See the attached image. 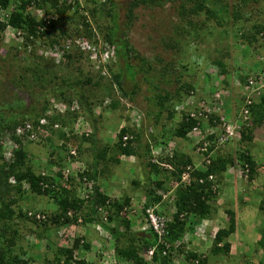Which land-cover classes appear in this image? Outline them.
<instances>
[{"label":"trees","instance_id":"trees-1","mask_svg":"<svg viewBox=\"0 0 264 264\" xmlns=\"http://www.w3.org/2000/svg\"><path fill=\"white\" fill-rule=\"evenodd\" d=\"M166 2L179 3L177 14L181 21L187 17H197L203 14L205 19L204 22H200V26L212 21L217 26L225 28L229 21L241 20L244 16L242 6H245L247 0L240 2L235 0V3H231L232 10H229L230 6L227 0H130L124 9L123 24L119 23L117 0H104L101 6L105 7L109 4L110 8L104 11L108 23L104 27L102 46H97L98 41L89 27V19L82 14H79L81 26H78L80 29H76L74 32V36H76L74 39H83L89 45L95 43L97 51L88 49L85 61L93 69L94 66L96 67L94 70L101 86L107 92L115 93L118 96L111 102L109 101L105 109L115 111L120 108L123 111L121 103L124 102L125 111L133 112L135 115L132 121L129 114L126 115L127 117L119 116L124 121V125L118 128L117 140L113 147L119 156L133 157L139 162L140 167L146 169V173H144V177L140 178V181L132 180L134 187L142 186L144 188L145 200L141 203L142 207L139 211L142 213L139 227L137 230H133L135 224L133 220L137 213L128 209L130 197L111 198L105 192L100 191L96 184L99 174L98 163L100 160L108 159L105 157L106 148L96 149L93 138L97 130V120L92 112L91 102H88L82 91V86L90 84L92 77L87 76L74 81L65 78L59 80L57 86L52 88V92L56 91L59 98L68 106L73 100L67 99L66 94L71 92V95L76 96L80 109L86 112L85 118L91 126L92 134L76 135L74 133V124L81 117L78 112L67 111L64 116L59 114L45 116L47 109L45 106L38 113L28 114L29 111L24 109L25 118L20 121L14 120L0 128V134L2 131L9 132L11 140L20 146L13 151L11 162H9L3 159V148L0 144V264H29V259H23L19 254L11 252V248L16 245L18 232L11 229V221L15 214L12 206L16 199L10 194L13 191L20 193L23 183L28 185L27 190L31 194L50 197L58 207V210L50 215L38 212L45 217V220L40 222L43 225L50 224L60 228L78 225V221L85 226L92 223L99 224L113 242L115 264L121 261L127 264H180L177 260L179 258H182V264H209L208 257L203 256L197 250L185 249V246L190 244L188 243L191 241L189 234L194 235L199 223L202 220L211 219L212 215L216 213L214 201L220 193V178L230 166L240 165L250 181L258 174L260 166L253 159L249 146L243 147V145L253 143L255 129L264 128V97L261 101L247 98L246 92L252 88L250 82L256 81V77L254 80L250 77L249 80H251L245 84L247 87L244 84L240 85L239 89L242 88L239 92L241 93L240 98L234 103L233 108V103L229 104V100L223 101L222 109L225 117L233 118L235 116L231 115L234 114L233 110L235 113L242 110L237 117L239 124L237 140L243 148L234 152L231 148L222 151V148L228 146L230 142L223 126L226 124L222 120L223 116L209 109V105L184 109L182 103L186 98L189 100L195 94L194 85L188 81L181 82L179 74L171 64H165L161 68L159 80L155 79L151 74L152 66L148 60L133 51L124 38L136 18L134 10L138 6L143 5L146 8H151L161 6ZM47 4H49L50 10L45 6ZM72 7L71 3L66 4V1L60 2V0H18L17 2L0 0V9L6 12L4 19L0 20V38L3 37L5 31L11 29L14 37L19 39L18 45L14 44L9 48L13 50L9 53H12L14 59L25 61L27 65L30 64L24 71L30 72L29 79L35 85H43L54 78L57 79V76L54 77V75L48 79L47 75H50L46 64L48 60L39 56L34 48H29L30 45L35 44L36 40L47 38L48 46L54 52L61 53L62 61L63 59L70 60L76 55L70 53L72 50L77 52L80 50L73 40L70 41V49L67 51L65 47L67 40H72L74 37L70 32L66 34L67 37H70L62 46H57L60 44L57 40L59 37L49 36V33L56 29L62 17ZM31 8L42 10L43 16L35 17L30 11ZM97 11L98 9L95 7L90 10L92 18H95ZM54 16L56 18H53ZM191 24L192 22L189 21V25ZM193 27L197 32L199 26L194 23ZM252 28L253 33L249 34L250 38L246 37L248 43L256 40L257 35H264L262 26H252ZM187 32L180 28L177 36H182ZM240 36L244 38L243 33H240ZM171 37H165L163 41L167 50L176 49L178 52L188 46V44L182 45L184 48H180L177 42L179 40L175 41V38ZM197 37L194 36L196 42ZM192 42L194 43V41ZM93 52L96 53L95 60L92 59ZM104 53H108L109 58L102 61L101 57ZM215 65L220 74H226L225 69L220 66L221 63L216 62ZM79 71L80 69L77 68V72ZM138 77L142 79L139 80ZM225 84L227 85L226 82ZM97 85L96 83L95 86ZM219 99H221L220 96L218 99L214 98L209 101L210 107L212 104L218 106L221 101ZM42 117L47 118L46 125L39 124ZM25 122H31L35 130L37 126H40L47 133L55 131L62 142L59 147L64 151V156L60 160L54 159L50 162L58 167L56 177L42 176L41 173H36L31 167L25 165L27 153L22 149V143L27 140V136H18L15 133L16 129L19 126H24ZM54 125H57L55 130ZM64 128H68L69 134H65ZM201 130H206V133L199 134L195 139L196 142L193 143V140L189 139L190 133L201 132ZM156 132L160 133L158 136L161 134L162 136H172V139L174 138L179 143L183 140L186 145L180 149L173 148L168 151L165 148L170 143L168 138V144H165L164 148H160L156 154H151L156 139L150 138H152V133L156 135ZM46 139L50 140V137ZM72 140L79 142V146L76 147V158L83 142L91 140L94 151L91 171L87 169L79 174L81 179L85 177L93 183L91 194L84 200L77 197L72 188L67 187L71 184L69 181L74 182L71 177L66 181V184H60L63 180L61 172L65 165L64 159L68 156L67 150L70 148L69 143ZM152 140L153 145L151 144ZM187 148L196 151L199 158L194 160L189 153L185 152ZM70 158L76 159L74 156H70ZM110 160L115 163L119 162V158H110ZM184 175H187V180L183 179ZM11 178L15 180L14 185L9 183ZM149 208H153V213L156 216L164 218L163 235L160 238L154 229L146 223V210ZM257 210L264 221V187ZM101 213H105V221L100 218ZM224 213L227 216L228 225L219 228L213 235L210 249L212 256H217L220 253L227 255L230 251V243L227 239L235 230V214L230 209H226ZM17 216L34 223L40 221L35 218V214L28 218L20 210ZM115 223L117 226H114ZM258 234L257 247L264 252V222L259 228ZM184 237H187L185 241ZM176 242H178L177 245ZM71 243V246L59 247L54 262L47 264H91L84 258L75 256V252L79 248L88 250L89 243L85 242L82 237H75ZM149 252L151 254L148 256ZM176 260L177 262H175ZM258 264H264V260H260Z\"/></svg>","mask_w":264,"mask_h":264},{"label":"rangeland","instance_id":"rangeland-1","mask_svg":"<svg viewBox=\"0 0 264 264\" xmlns=\"http://www.w3.org/2000/svg\"><path fill=\"white\" fill-rule=\"evenodd\" d=\"M63 1H66V4L71 3L73 7L62 17L56 29L49 33V36L59 37L57 40L60 44L57 46H62L70 37L66 36L67 33L70 32L74 36L75 30L80 29L78 26H81L79 14H82L89 19V27L98 41L97 46L101 47L105 33L104 27L108 23V19L104 16V11L108 10L110 5L101 6L104 0H60V2ZM129 1L117 0V14L120 18V24H123L124 9ZM238 1L240 2L241 0ZM227 3L230 6L229 10H232L231 3H235V0H227ZM178 4V2H166L161 6L151 8H146L143 5L138 6L134 10L136 18L132 27L124 36L128 46L133 51H136L139 56H143L148 60L152 66V76L159 80L161 68L165 64H171L179 74L181 82L188 81L194 85L195 94L189 100L186 98L185 102L182 103L184 109L208 105L209 101L214 100V98L218 99L220 96L221 99L219 100L221 101L218 106L212 104L209 108L211 110L216 108L219 115L224 116L223 101L227 102L229 100V104L230 102L231 104L233 103V108L234 103L240 98L241 93L239 92L242 89H239L240 85H245L246 82H249L251 80H249L250 77L253 80L256 77V83L250 82L252 88L249 89V92H246L247 98L250 97L254 101H261L264 97V35H257L256 40H252L249 43L246 37L250 38L249 34L253 33L252 26L260 25L263 27L264 32V0H247L245 6H242L244 16L241 20H231L225 28L217 26L212 21L200 26V22H204L205 19L203 14L197 17H187L181 21L177 14ZM45 6L50 10L49 4ZM94 7L98 11L95 18H92L90 10ZM30 11L37 18L42 17L44 14L42 10L38 11L35 8H31ZM1 18H3L2 13H0ZM53 18H56V16ZM189 21L192 22L191 25H189ZM194 23L199 26L197 32L194 31ZM179 27L184 32L186 30L188 32L182 36H177L180 30ZM240 33H243L244 38H241ZM195 35L198 36L197 42L194 39ZM168 36H172V39L175 38V41L178 39L179 41L177 42L180 48L183 49V46L187 44L188 46L183 51L178 52L176 49L167 50L163 41ZM73 38H76V36ZM18 42L19 39L17 40L14 37L11 29L5 31L3 37L0 38V128L14 120L20 121L25 118L24 109L29 111L28 114L32 112L38 113L45 106L47 108L45 114H50V116L52 114L64 116L67 111L78 112L81 117L74 124V133L76 135L83 133L92 134L91 126L85 118L86 112L80 109L76 96L71 95V92L66 94L67 99L71 98L73 100L68 106L59 98L56 91L52 92V88L57 86L59 80L70 78L74 81L78 80V78L91 76L92 82L82 86V91L88 102H91V109L97 120V130L93 138L96 149L106 148L105 157L108 159L100 160L98 163L99 174L96 178V184L99 186L100 191L105 192L111 198L122 199L124 196L130 197L128 209L134 211L135 214L137 213L133 220L135 223L133 230H137L140 225L139 222L142 221V213L139 211L145 196L143 194L144 188L142 186L134 187L132 180L140 181V178L144 177L146 169L140 167L138 165L139 162L133 157L119 156L113 147L117 140L118 128L124 125V121L120 117H127L126 115L129 114L132 121V118H135L134 113L125 111L124 102L121 103L123 111L120 108L115 111L105 109L109 101L111 102L118 96L115 93L107 92L101 86L96 71L85 61L88 50L86 46L83 49L80 48L78 52L72 50L70 53L76 55L70 60L63 59L62 61L58 57L54 59L50 56V53H53L54 50L48 46L47 38L36 40L35 44L30 45L29 48H34L39 56H42L44 60H48L46 61L47 68L50 71V75H47L49 76L48 79L52 75L54 77L57 76V79L55 80L54 78V80L52 79L43 85H35L29 79L30 72L24 71L30 64L27 65L25 61L14 59L12 53H9L13 51L9 48L14 46V44L18 45ZM58 54L61 55V53ZM216 62L221 63L220 66L225 69L226 74L218 72V68L215 65ZM42 63L44 64L45 62ZM77 68L80 69L79 72H77ZM137 79L141 80L142 78L138 77ZM96 83L98 84L97 86H95ZM241 111L235 113L233 110L234 114L231 115L235 116L233 118L229 117L232 120L230 123H233V125H230L232 126L230 136L227 135L230 138V142L228 146L222 148V151L223 149L227 151L231 148L232 152H234L249 146L250 153L260 168L256 177L250 181L240 168V165L230 166L220 178V193L214 201L217 209L216 213L212 215L211 219L202 220L196 227L194 235L189 234L190 237H188L191 241L188 242L190 244L186 245L185 249H194L202 253L203 256L208 257V260L210 259L209 264H258L260 260H264V252L257 247L258 230L264 222L257 210L258 202L262 196V188L264 187V128L255 129L253 131V143L244 144L242 147V144L238 143L237 140L239 134L235 133L234 130L238 128V126H235V121ZM226 118L228 119V117ZM63 131L65 134H69L68 128H64ZM201 133L204 135L206 130H201V132L193 131L190 133L189 139L195 143V139ZM158 134L160 133L156 132V135L153 133L151 135L152 138L150 139H156L155 145L151 149V154H156L160 148H164L168 144L169 139L170 143L165 147L168 151L173 148L180 149L186 145L183 140L179 143L174 138L172 139V136H162V134L158 136ZM48 137H50V140L46 139ZM0 144L3 148V159L11 162L13 151L20 146L16 145L11 140L10 133H5V131L0 134ZM61 144L62 142L55 131H50L48 134L45 133V135L30 141H23L22 149L27 153L25 165L31 167L36 173L43 172L48 175H54L58 167L50 162L54 159L60 160L64 156V151L59 147ZM78 144V140H72L69 146L72 150H75L79 146ZM151 144L153 145V140ZM80 148V153L77 154V158L75 157L76 159L74 160L77 161L80 170L88 169V171H91L94 155L91 140L83 142ZM185 152L189 153L194 160L199 158V154L190 150V148L185 149ZM66 158L64 159L66 161L65 166L68 164ZM110 158H119V162L115 163ZM79 187L77 185L76 190L81 195ZM10 195L16 199L15 204L12 206L15 214L11 221V229L18 232L16 245L11 248L13 254H19L23 259H29V264L52 263L55 256H57L60 242H65L64 245L66 247L71 246L72 240L81 236L85 242L89 243L91 249L90 252H87V250L79 248L75 252L76 258H84L91 264H113V242L107 237V233L102 231L97 225L85 226L79 222L78 225L85 227V231L82 232L75 228L69 230L70 226L65 230H60V228L50 224L43 225L40 222H31L26 218L18 217V211L20 210L21 213L26 211L43 212L46 215H50L58 210L57 205L50 197L31 194L27 188H23L20 193L13 191ZM226 209L234 212L236 224L234 233L227 239L230 243V251L227 255L220 253L217 256H212L210 249L213 235L219 228L227 227L228 225L227 216L224 213ZM101 214L100 218L102 219L105 213ZM125 216L128 217L127 215ZM115 225L117 226L116 223ZM98 233L104 234L106 238H102ZM185 238L187 237H184V241L186 240ZM177 260L182 264V258ZM120 264L127 263L121 261Z\"/></svg>","mask_w":264,"mask_h":264},{"label":"built area","instance_id":"built-area-1","mask_svg":"<svg viewBox=\"0 0 264 264\" xmlns=\"http://www.w3.org/2000/svg\"><path fill=\"white\" fill-rule=\"evenodd\" d=\"M18 0H13V2H17ZM39 11V10H38ZM0 13H2L3 15V18H1L0 20H3L4 19V16H5V13L3 10L0 9ZM76 43H77V47L80 49L83 47L86 46L87 49H90L92 51H97L95 48V46H93V44H87V42L83 39H79V40H76ZM70 40L67 41V46L65 45L67 51L68 49H70ZM82 45V46H81ZM93 52V55H92V59L95 60L96 58V53ZM51 57L56 59V57H58L59 59L61 58V56L57 53V52H53V53H50ZM60 56V57H59ZM109 58V55L108 53H104L102 54V57H101V60H105V59H108ZM94 69H96V67L94 66ZM45 116H50V114H45ZM39 124L40 125H46L47 124V118L45 119V117H42L40 120H39ZM57 125H54V128H56ZM35 127L32 125L31 122H25L24 123V126L22 127H18L15 131L16 135L18 136H23V135H26L27 136V140L30 141V140H33L35 139L36 137H40V136H43L45 135V133H47L46 131H44L42 128H40V126H37L36 127V130L34 129ZM70 155H75V151L74 150H71L70 152ZM77 165H71L68 166V167H65L61 174L63 176V183L66 184V181L70 178V177H75L76 181L78 182V186L79 189H80V198L82 199H86L90 194H91V191H92V187H93V183L91 181H89L87 178L83 177L82 179H80L76 173V171H78V166L76 168ZM42 176H47L46 174H44L43 172L41 173ZM183 179L184 180H187V175H184L183 176ZM9 182L11 184H15V180L13 178H11L9 180ZM69 184H70V181H69ZM23 188H28V185L23 183ZM33 214H35V218L37 220H45V217L43 215H40V213L38 212H28L27 215L28 217L32 216ZM146 214H147V218H146V223H148V225L154 229V231L157 233V235L160 237H162L163 235V225H164V218H162L161 216L159 215H155L153 213V208H149L146 210ZM68 215H70V213H68ZM102 215V214H101ZM105 217L104 215L102 216V221H105ZM99 228H101V226L98 225ZM178 244V242H176V245ZM151 254V252L148 253V256Z\"/></svg>","mask_w":264,"mask_h":264},{"label":"clouds","instance_id":"clouds-1","mask_svg":"<svg viewBox=\"0 0 264 264\" xmlns=\"http://www.w3.org/2000/svg\"><path fill=\"white\" fill-rule=\"evenodd\" d=\"M75 41L76 42V40H79V39H72V40H70V41ZM68 41V40H67ZM209 105V107H210V103L208 104ZM208 107V108H209ZM210 109V108H209ZM212 110H214V111H216L217 113H218V110L216 109V108H214V109H212ZM219 114V113H218ZM53 115V114H52ZM223 121H225V123L226 124H223V126H224V129H225V131H226V137L227 138H229L227 135H229L230 136V129L232 128V126H230V125H233V123H230L232 120L231 119H227L225 116H223V119H222ZM238 121L236 120L235 121V126H238L239 127V124L237 123ZM57 128V127H56ZM55 130V129H54ZM235 130V133L237 132V129L235 128L234 129ZM238 133V132H237ZM48 134V133H47ZM239 134V133H238ZM229 140H230V138H229ZM221 144H222V142H220ZM72 149L70 148V149H68L67 150V152H68V156H67V158H66V160H67V165L65 166V167H68V166H70L71 167V165L73 164V165H77L78 166V163H77V161L76 160H74V159H71L70 158V156H74V158H75V156H76V149L74 150L75 151V155H70V151H71ZM64 162H66V161H64ZM77 163V164H76ZM64 167V168H65ZM63 168V169H64ZM77 168V167H76ZM62 169V170H63ZM87 170V169H86ZM84 170H80V167L78 166V171H76V173H77V175H78V177L80 178V176H79V174L80 173H82ZM58 172V169H56L55 170V174L54 175H48V174H46L47 176H51V177H56V173ZM45 174V173H44ZM73 180H74V182H72V181H70V185H67V187H69V188H72L74 191H75V193L77 194V197H80V195L78 194L79 192L76 190V186L78 185V182L76 181V179H75V177L73 176V177H71ZM81 179V178H80ZM58 181V180H57ZM56 181V182H57ZM62 182V184H64L63 183V181H61ZM10 183V182H9ZM11 184V183H10ZM12 185H14V184H12ZM84 200V199H83ZM27 211L25 212V214H26V216L28 217V215H27ZM101 217V216H100ZM28 218H30V217H28ZM39 222H43V220L42 221H39ZM78 222H80V221H78ZM95 225H99V224H95ZM100 226V225H99ZM101 230H102V228H100ZM103 231V230H102Z\"/></svg>","mask_w":264,"mask_h":264},{"label":"crops","instance_id":"crops-1","mask_svg":"<svg viewBox=\"0 0 264 264\" xmlns=\"http://www.w3.org/2000/svg\"><path fill=\"white\" fill-rule=\"evenodd\" d=\"M92 224H94V223H92ZM88 225H90V224H87L86 226H88ZM67 227H60V230L61 229H66ZM73 228H75V229H79L80 231H82V232H84L85 231V227H82L81 225H71L70 226V229L69 230H72ZM63 231V230H62ZM69 233V232H68ZM71 233V232H70ZM72 235V234H71ZM98 235H100V236H102V238L104 237V238H106L105 237V235L104 234H100V233H98ZM99 236V237H100ZM81 237V236H80ZM87 237V236H86ZM70 239V238H69ZM99 239V238H98ZM65 244V242H60V244H59V247H66V245H64ZM90 249H91V246L89 245V249L87 250V252H90ZM88 261V260H87ZM92 262V261H91ZM116 262H115V259L113 258V264H115ZM118 264H120L119 262H118Z\"/></svg>","mask_w":264,"mask_h":264}]
</instances>
